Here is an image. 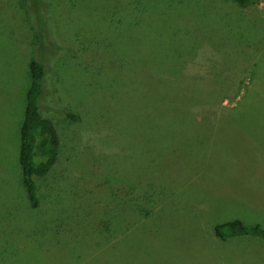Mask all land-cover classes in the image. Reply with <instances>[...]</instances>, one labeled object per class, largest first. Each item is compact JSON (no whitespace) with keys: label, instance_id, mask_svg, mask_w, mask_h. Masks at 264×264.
Returning <instances> with one entry per match:
<instances>
[{"label":"rangeland","instance_id":"obj_1","mask_svg":"<svg viewBox=\"0 0 264 264\" xmlns=\"http://www.w3.org/2000/svg\"><path fill=\"white\" fill-rule=\"evenodd\" d=\"M43 1L59 144L41 132L33 208L21 128L46 25L0 0V264H264V239L214 232L264 226V0Z\"/></svg>","mask_w":264,"mask_h":264},{"label":"trees","instance_id":"obj_2","mask_svg":"<svg viewBox=\"0 0 264 264\" xmlns=\"http://www.w3.org/2000/svg\"><path fill=\"white\" fill-rule=\"evenodd\" d=\"M236 1L241 7H249L257 0ZM29 3L31 7H35L34 16L38 18V21L43 20V25H46V27L43 29L42 25H40L39 23V28L42 30L41 32L43 34V37L41 38V48L39 49L40 58L35 59L30 63L32 80L27 92L25 119L21 128L20 164L23 170V182L27 189L31 206L33 208H38L40 200L38 195V185L36 177L38 175L45 174L48 167L50 166L47 163L39 165L37 161V147L40 134L43 131L47 132L50 144L54 148V151H56L58 147L59 138L55 124L50 119L45 117L41 109L43 103L41 98H44V94L46 95V99L47 95L52 96V94L49 93L48 90L49 84H47V79L49 78V71L46 64L44 63V57L48 48V40L49 38H51L50 36L53 33H51L49 37L46 34V32H48V17L46 12L43 10L45 1L29 0ZM44 79L46 86L45 89L43 84ZM66 114L70 118H77L76 115H72L67 111ZM101 178L102 179L99 180L100 185L102 187L106 185L113 197H124V199L132 198L134 191L131 189V187L124 186L122 183H115L111 184L110 186V180H108V178H105L103 176H101ZM125 201L127 202L128 200ZM108 222H110V219H108ZM214 232L216 237L224 240L241 237L264 239V226H262L261 224L249 226L244 224V222L240 219L217 224L214 227Z\"/></svg>","mask_w":264,"mask_h":264},{"label":"crops","instance_id":"obj_3","mask_svg":"<svg viewBox=\"0 0 264 264\" xmlns=\"http://www.w3.org/2000/svg\"><path fill=\"white\" fill-rule=\"evenodd\" d=\"M212 240H214V241H218V240H216L215 238H212ZM219 240H221V241H228L229 239L224 240V239L219 238ZM219 242H220V241H219Z\"/></svg>","mask_w":264,"mask_h":264}]
</instances>
